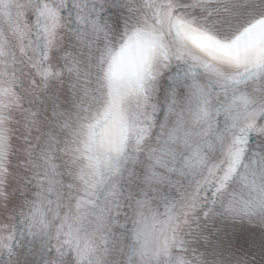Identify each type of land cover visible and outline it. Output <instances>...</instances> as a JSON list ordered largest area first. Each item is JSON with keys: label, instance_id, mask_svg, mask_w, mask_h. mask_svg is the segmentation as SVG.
Listing matches in <instances>:
<instances>
[{"label": "snow or ice", "instance_id": "obj_1", "mask_svg": "<svg viewBox=\"0 0 264 264\" xmlns=\"http://www.w3.org/2000/svg\"><path fill=\"white\" fill-rule=\"evenodd\" d=\"M0 264H264V0H0Z\"/></svg>", "mask_w": 264, "mask_h": 264}]
</instances>
